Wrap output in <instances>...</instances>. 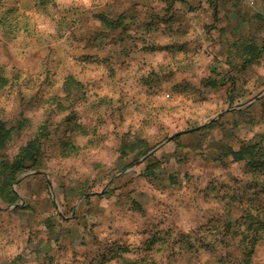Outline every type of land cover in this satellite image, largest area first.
<instances>
[{"label": "rangeland", "instance_id": "rangeland-1", "mask_svg": "<svg viewBox=\"0 0 264 264\" xmlns=\"http://www.w3.org/2000/svg\"><path fill=\"white\" fill-rule=\"evenodd\" d=\"M207 2L186 41L118 0H0V159L40 140L0 264H264V0Z\"/></svg>", "mask_w": 264, "mask_h": 264}, {"label": "crops", "instance_id": "crops-1", "mask_svg": "<svg viewBox=\"0 0 264 264\" xmlns=\"http://www.w3.org/2000/svg\"><path fill=\"white\" fill-rule=\"evenodd\" d=\"M106 1L110 6L111 2L115 0ZM118 1L120 5V10L122 11L126 6H130L132 4V7H130L132 8L131 13L133 17L137 19H144V24L149 27L151 31L154 30L153 32L155 33L161 34L162 32H168V34L170 35L172 34V30L186 28L187 30H189V36L186 38V41H190L192 39V37L190 36V30L192 29H198L201 32H206L207 21L211 18V15L208 16V13L210 11L207 10L209 4L207 0H175L173 8H171L170 10L167 9L165 12H162V14H160V11L162 10L159 9V0ZM170 1L172 2L173 0ZM160 15H164V17H161ZM123 16H120V18H123L125 21L128 18L126 12ZM212 20H215V18L213 17ZM165 22L166 25L163 24ZM215 22V29H213L214 31L220 29L222 30V27L226 25V23H221V21L219 20H216ZM239 22V18L238 20H236V22L233 20L231 21L232 24L236 23V25ZM160 38L161 37L159 36L158 39ZM162 39L163 41H165L167 38Z\"/></svg>", "mask_w": 264, "mask_h": 264}, {"label": "trees", "instance_id": "trees-1", "mask_svg": "<svg viewBox=\"0 0 264 264\" xmlns=\"http://www.w3.org/2000/svg\"><path fill=\"white\" fill-rule=\"evenodd\" d=\"M11 130L12 128L6 127L0 121V148H5L8 139L11 137ZM39 146L40 140L36 138L23 146L12 160L7 158L0 159V198L7 202L15 200L16 194L13 192L11 185L20 173L37 164ZM257 146L259 148V144H244L238 150L228 148L227 153H230L235 160L248 158L252 161H258L257 156L260 152L257 151L259 150ZM263 163L262 161L261 165ZM240 264H252L251 254L245 253Z\"/></svg>", "mask_w": 264, "mask_h": 264}]
</instances>
